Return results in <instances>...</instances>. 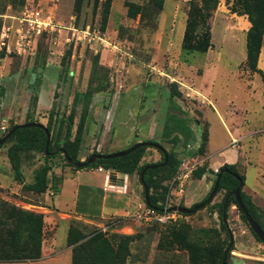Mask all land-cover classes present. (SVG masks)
<instances>
[{
    "label": "rangeland",
    "instance_id": "rangeland-1",
    "mask_svg": "<svg viewBox=\"0 0 264 264\" xmlns=\"http://www.w3.org/2000/svg\"><path fill=\"white\" fill-rule=\"evenodd\" d=\"M104 1L98 0L94 6V0H83L76 11L75 0H0V41L5 42L0 43V137L14 124L38 121L45 126L49 123L52 145L63 138L72 109L75 129L86 107L83 135L91 130L97 141L82 135L77 159L84 161L92 151L99 152L96 147L104 129H112L101 121L122 119L127 121V127H136V137L155 141L165 151H172L179 164L186 155L191 161H199L181 198L182 206L190 207L203 200L212 189L215 169L230 164L242 177L241 191L255 205L264 227V80L260 73L251 70L245 49L252 17L262 26L256 69L264 73V0H218L208 20L212 45L205 52L182 48L190 0H111L105 25L101 22ZM128 3L139 7L137 14L133 15L135 9ZM160 4L162 8L158 10ZM26 6L42 9L58 27L33 37L29 44H21L18 52L15 31ZM194 31L205 33L207 28L199 24ZM236 71L238 74L233 77L255 93L251 99L254 120L245 118L242 127L234 123L240 132L231 133L215 106L220 109L230 98L238 106L246 102L242 88L231 81V73ZM246 71L257 74L262 92L259 84L243 80H250ZM205 72L210 74L201 85ZM101 86L105 87L100 89ZM87 91H91L89 101L84 96ZM171 93L175 94L173 100L169 98ZM169 112L188 119L191 137L186 142L172 143L165 138L172 136L164 134ZM146 120L144 132L139 128ZM246 121L250 123L246 125ZM124 125L125 131L128 128ZM200 132L205 134L202 153L198 151ZM10 144L0 146V175L4 183L0 186V199L42 213L44 220L48 212L38 205L44 204L47 190L34 193L22 186L10 188L16 183L7 156ZM20 158L25 182L33 180L44 162L51 165V171L70 167L63 154L46 158L40 151L24 150ZM148 159L154 163L162 157L158 152L155 158ZM173 177L174 173L166 168L153 173V184L166 191L165 197L173 190ZM135 179H139L138 174ZM141 194L144 200L143 189ZM225 194L226 189L221 188L203 208L164 222L139 218L138 213L145 206L127 216L68 217V229H73L76 238L98 232L99 239L89 247L102 263L211 264L216 262L217 254L206 256L193 246L198 238H210L205 244L213 243L208 247L213 245L218 253L232 242L227 264H264V244L252 233L233 202L226 208L231 237L226 236L219 217ZM47 225L42 235L45 243L53 236Z\"/></svg>",
    "mask_w": 264,
    "mask_h": 264
},
{
    "label": "trees",
    "instance_id": "trees-1",
    "mask_svg": "<svg viewBox=\"0 0 264 264\" xmlns=\"http://www.w3.org/2000/svg\"><path fill=\"white\" fill-rule=\"evenodd\" d=\"M97 1L98 0H94V6H96ZM82 3L83 0H75L76 11L80 10ZM110 3L111 0L104 1L103 9L101 12V22L104 25L108 17ZM217 3L218 0L189 1L187 19L185 23L183 38H182V48L191 51L205 52L212 45L210 42V29L208 26V20L211 16V11L216 8ZM127 5L129 7L132 6L131 8L135 9L133 15L138 13L139 10L138 6L137 7L134 6L133 3H128ZM161 8L162 7L160 4L157 7V9L160 10ZM249 20L251 22V26L246 36V44H245L246 60L251 65L250 67L251 70L260 73L262 79L264 80V73H262L260 69H256L257 58L261 48L262 26L260 22H258L256 19L252 17H250ZM199 24L202 25V27L207 28V31L205 33L203 32L200 34H195L194 29ZM93 70L95 71V69ZM104 87L105 86H101L100 89H103ZM100 89L98 88L97 90ZM174 95L175 94L171 93L169 98L173 100ZM84 96L86 100L89 101L91 98V91L85 92ZM85 114H86V107L84 108L83 113H81L80 120L74 129L73 127L74 114L72 109V111L68 115V118L66 119L67 121L66 130L63 135V138L61 139V141L56 140L54 143H52V145L50 140L48 145V151H53L59 148H63L72 159L78 161L77 153L79 151V146L84 131ZM187 120L188 119H185L184 117L178 115L177 113L169 112L167 121H165L164 123V129L166 130L164 134L172 135V136H165V138L172 143L180 142L182 140L186 142V140L189 137H191L190 136L191 128L188 126ZM45 127L50 132L51 127L49 123ZM200 133H201V143L198 147V151L202 153L205 144V134H203L202 132ZM141 141L156 143L155 141L149 139L141 140ZM5 142H11L10 146L7 148V156L12 171L14 173V179L17 183L21 184L22 187L34 193H42L48 190L49 188L53 189L54 191L58 190L57 184L61 182L62 177L56 176L54 175V173H52L49 179V174L52 172L51 171L52 167L48 162H44V164L41 165L35 171L33 180L31 182L24 181V176L21 170L20 153L24 150L40 151L45 155L46 158H51L56 156L57 154H62L61 152H55L52 155L46 154L45 151L46 133L43 128L35 127V126L19 127ZM147 147H154V146L149 144H143L137 147L136 149L130 151L126 155L112 157V158L102 157L97 159L95 162L85 164L82 167H76L70 164L68 161H66L64 157L63 158L65 160L66 165L74 169L101 167L103 169H113L117 172H122L127 175H132L133 173H136L138 174L140 180L141 171L147 164H149V163H144L140 165V160L142 159ZM156 149L161 154L162 160L158 162H154L158 164L157 167L147 169L144 172V181L146 182L148 188H151V192H149V203L146 206L161 208L162 203L166 198L165 197L166 191H164L160 187L154 186L152 181L153 173L157 172L159 168H166L169 170L170 173H174L175 175L179 161L178 159H176L172 151H165L162 146L161 148H156ZM164 151L167 154V160L166 163L162 165V162L164 161V156H163ZM92 153H107V152L92 151ZM88 156L85 157V160L88 158ZM221 170H223V172L220 176L218 190L221 188L226 189V194H225L226 196L239 184L238 179L234 177L233 174H237L241 179L242 177L237 173L234 166L230 164H223L219 167L217 172H214L212 187L214 185L215 177L220 173ZM208 194L201 201L206 200ZM225 196L222 202L220 203V208H219V217L221 219L220 225L225 231L226 236L231 237V232L229 231L228 225L226 223V208L230 204V202H233L234 205H236V203L234 198L231 196L227 200L225 207H223ZM241 197L243 203L245 204L252 218L264 230L262 221L259 215L257 214L255 205L251 203L248 196L244 195L242 191H241ZM209 202L210 201H208L207 203ZM198 203L192 204L189 208H193ZM180 205L182 206V204ZM180 214L188 215L191 213H180ZM243 217L245 218L244 214ZM43 228H44V220L42 213L25 209L14 203H10L6 200L0 199V262H29L40 259ZM204 232L205 234H207L208 230L204 229ZM96 239H99L98 232H90L87 234H83L81 237L76 238L74 237L73 229L69 228L67 232V245L71 247V251H72L71 263L72 264H111V263H102L100 261H97L95 259V256L91 254L89 244ZM197 240L198 241L194 243L193 246L201 250L203 254H205L206 256L209 255L213 256L214 254L216 256L217 254L216 262H212L211 264H227L226 258L225 261H223V258L225 256V253L227 256L231 248L227 252L225 250V251H220L218 253L213 245L208 247L213 243L208 245L205 244L206 241L211 240L210 238H207L206 240L198 238Z\"/></svg>",
    "mask_w": 264,
    "mask_h": 264
},
{
    "label": "crops",
    "instance_id": "crops-1",
    "mask_svg": "<svg viewBox=\"0 0 264 264\" xmlns=\"http://www.w3.org/2000/svg\"><path fill=\"white\" fill-rule=\"evenodd\" d=\"M246 73L250 74L249 71H246ZM208 74L210 73L205 72L202 79H200L199 83L201 85L206 83L203 78L208 76ZM237 74V71L231 73V81L237 82L242 88L241 90L244 93L246 102L244 101L238 106L234 104L233 99L230 98L228 100L229 102L227 101L223 107L220 106V109L217 104L215 106L219 118L231 133L240 132L238 127L233 126L234 123L238 122L241 124L240 127H242L245 118L250 121L254 120V117H251L253 113L251 99L255 93L253 89L246 88L245 85H243L245 82L238 81L237 78L233 77H236ZM249 76H251L249 78L250 80H248V78H244L243 80L259 84V88L262 92L263 86L260 84L257 74H250ZM213 97L215 100L218 99L215 94H213ZM248 101H250V103ZM110 120L101 121L105 127L110 125L112 129L111 131H107L106 127L104 132L101 133L96 147V150L99 152L109 153L117 149L122 150L134 142L144 140V138L136 137L138 131L135 133L136 127H134L133 124H129L127 127V121L113 118L112 121ZM146 123L147 120L143 122L142 127L139 129L145 132L144 125ZM249 123V121L245 122L246 125ZM92 124H94V122H92ZM122 124H125L124 127L128 129L124 131L122 129ZM83 137L87 140L97 141V137L93 135L91 130L85 132ZM147 154L149 156H147ZM157 155L158 150L156 147H147L140 160V165L149 163L148 158H155ZM111 170L113 169H100L99 167L91 169H72L67 166H60L53 169L52 172L54 175L62 177L61 182L57 184L58 190L54 191L49 188L44 195V204L38 205V207H41L40 209L48 212V214H45L44 227L46 228V224L48 223L47 228L53 231V236L50 239L51 241L45 243L43 239L41 245V258L38 260L29 262H0V264H72L71 247L67 245L68 217L86 218L110 214L127 216L132 212L144 209L146 204L141 196L143 186H141L142 184L139 179H135L136 173L124 175L122 178L117 177L116 185H112L110 184V178L108 176ZM113 171L118 173L115 170ZM1 180L2 175H0V186L4 185ZM7 186H10V183H7ZM20 186L21 184L16 182L10 188L15 190ZM190 194V200L194 203V195L192 192Z\"/></svg>",
    "mask_w": 264,
    "mask_h": 264
},
{
    "label": "water",
    "instance_id": "water-1",
    "mask_svg": "<svg viewBox=\"0 0 264 264\" xmlns=\"http://www.w3.org/2000/svg\"><path fill=\"white\" fill-rule=\"evenodd\" d=\"M41 127L44 129L45 133H46V145H45V151L47 155H52L55 152H61L63 154V157L66 159V161H68L70 164L76 166V167H82L85 164L88 163H92L95 162L97 159L99 158H112V157H117V156H123L126 155L127 153H129L130 151L136 149L137 147H139L140 145L143 144H149V145H153L156 148H161V146L159 144L156 143H152V142H143V141H139L137 143H133L130 147L123 149V150H118V151H113V152H109V153H92L91 155L88 156V158L84 161H77L72 159L63 148H59L57 150H53V151H48V145L50 142V132L46 129L45 125H43L41 122L38 121H28V122H23V123H19L16 124L14 126H12L11 128H9V130L7 132H5L1 137H0V145H2L13 133L14 131L19 128V127ZM163 156H164V161L162 162V165H164L166 163L167 160V154L164 151L163 152ZM158 164L156 163H149L147 164L143 170L140 173V181L141 184L143 186V190H144V201L145 204L147 205L149 203V188L146 184V182L144 181V172L147 169H151V168H155L157 167ZM223 170L220 171V173L215 177V181H214V185L212 187V189L210 190L208 197L206 198V200L199 202L198 204H196L193 208H189V207H185V206H181V205H173L169 208V210L171 211H178L180 213H193L198 209L203 208L208 201H211L212 198L214 197V195L216 194V192L218 191L219 188V181H220V176L222 174ZM124 174L122 172H114L113 170L109 171V178H110V184L112 185H116V179L117 177H124ZM234 177H236L239 181V184L232 190L230 191L226 196H225V200L223 202V207H225L227 200L229 199V197H233L236 203V206L240 209V211L244 214L247 223L252 231V233L264 244V230L262 229V227L252 218V216L250 215V213L248 212L245 204L243 203L242 197H241V188L244 184L243 180L237 175V174H233ZM232 245V242L230 241L226 252L229 251L230 246ZM226 256V253H225ZM223 258V261H225V257Z\"/></svg>",
    "mask_w": 264,
    "mask_h": 264
},
{
    "label": "built area",
    "instance_id": "built-area-1",
    "mask_svg": "<svg viewBox=\"0 0 264 264\" xmlns=\"http://www.w3.org/2000/svg\"><path fill=\"white\" fill-rule=\"evenodd\" d=\"M25 7L22 15L19 17V24L16 28V44L19 46L17 49L20 52L21 44H29L30 39L42 34L48 30H57L58 24L51 18L49 14H44L42 9L29 6ZM1 36H4L3 34ZM4 38V37H1ZM21 41V43H20ZM1 44H5L4 40L0 41ZM3 128V127H2ZM197 159L191 161L188 155L181 157V163L179 164L177 171L170 181L173 184V190L166 196L161 208L146 207L143 212L138 213V217L144 219L147 222L175 219L178 211H171L169 208L173 205H179L181 198L184 195L186 187L191 180L192 173L196 169ZM101 169V167H99ZM218 169H215L217 172Z\"/></svg>",
    "mask_w": 264,
    "mask_h": 264
}]
</instances>
